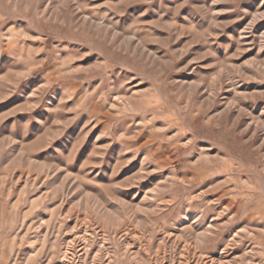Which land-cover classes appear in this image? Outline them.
Masks as SVG:
<instances>
[{
    "label": "rangeland",
    "instance_id": "obj_1",
    "mask_svg": "<svg viewBox=\"0 0 264 264\" xmlns=\"http://www.w3.org/2000/svg\"><path fill=\"white\" fill-rule=\"evenodd\" d=\"M196 250L264 264V0H0V264Z\"/></svg>",
    "mask_w": 264,
    "mask_h": 264
},
{
    "label": "bare ground",
    "instance_id": "obj_2",
    "mask_svg": "<svg viewBox=\"0 0 264 264\" xmlns=\"http://www.w3.org/2000/svg\"><path fill=\"white\" fill-rule=\"evenodd\" d=\"M210 226H211V224H210ZM198 235V234H197ZM199 238V237H198ZM197 238V239H198ZM203 241V240H202ZM85 242V244H83V245H85L84 247H82L81 248V251L83 252L82 254L84 255L85 254V252H87V242L86 241H84ZM132 244V243H131ZM72 246V245H71ZM191 246V245H190ZM197 246V245H196ZM228 248V245L224 248L225 250ZM224 251V250H223ZM74 253V252H73ZM77 253V252H76ZM79 253V252H78ZM194 253H199V256H202V257H204V260H205V258L207 259V257H209L210 258V262H212V263H214L215 264V262H217L218 260H216V258H214V257H212V256H209V255H205V254H203V253H201L200 251H198V250H196ZM228 253V252H227ZM81 254V253H80ZM136 254V253H135ZM79 255V254H78ZM223 255V254H222ZM72 257V256H71ZM77 257V256H76ZM67 259V258H66ZM82 259H83V257H82ZM81 259V260H82ZM64 260V259H63ZM222 261V260H221ZM225 262V261H224ZM218 263V262H217ZM62 264H66V262H65V260L64 261H62ZM68 264V263H67ZM221 264V263H220Z\"/></svg>",
    "mask_w": 264,
    "mask_h": 264
}]
</instances>
